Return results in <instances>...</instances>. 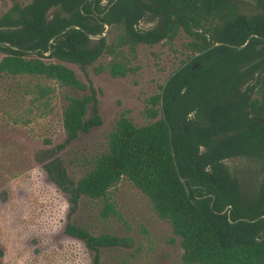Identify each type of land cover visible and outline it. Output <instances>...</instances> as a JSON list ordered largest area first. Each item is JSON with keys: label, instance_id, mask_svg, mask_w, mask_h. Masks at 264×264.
Wrapping results in <instances>:
<instances>
[{"label": "trees", "instance_id": "trees-1", "mask_svg": "<svg viewBox=\"0 0 264 264\" xmlns=\"http://www.w3.org/2000/svg\"><path fill=\"white\" fill-rule=\"evenodd\" d=\"M181 33L187 37L184 52L191 55L176 69L216 46L169 74L147 103L146 124L136 126L122 114L106 135L105 149L87 161L77 181L59 159L43 169L67 194L68 218L82 197L103 201V219L114 215L108 193L126 179L170 224L184 264H264V123L257 121L264 120V0L14 4L0 16V42L9 45L0 46V77L29 76L82 91L66 95L62 108L70 142L102 121L96 90L60 62L85 71L107 55L109 61L95 71L125 77L137 71L131 62L138 45H172ZM32 40L31 47L12 48ZM52 92L50 85L37 86L39 97ZM233 159L249 161L252 170L230 171L226 162ZM246 178L258 179L257 186ZM64 232L84 243L91 264H102V249L132 246L129 237L93 235L70 221Z\"/></svg>", "mask_w": 264, "mask_h": 264}, {"label": "rangeland", "instance_id": "rangeland-1", "mask_svg": "<svg viewBox=\"0 0 264 264\" xmlns=\"http://www.w3.org/2000/svg\"><path fill=\"white\" fill-rule=\"evenodd\" d=\"M30 1L0 0V16L12 5ZM139 27L148 28L150 24L141 23ZM186 40L181 33L172 45H138L131 62L137 71L125 77L95 71L109 61L107 55L85 71L75 64L60 62L96 90L102 121L70 142H66L62 126V108L66 95L78 97L82 91L29 76L0 77V264H91L84 243L64 232L68 221L93 235L108 232L132 239L129 248L102 249V264H184L170 224L156 216L148 198L128 180L122 179L108 193L114 215L103 219L99 215L103 201L82 197L68 218V196L49 180L43 165L59 159L68 176L77 181L87 170V161L105 149L106 135L122 114L136 126L146 124L149 99L191 55L184 52ZM39 84L50 85L53 92L39 97ZM226 164L237 173L253 168L245 159ZM246 179L253 188L259 181Z\"/></svg>", "mask_w": 264, "mask_h": 264}, {"label": "water", "instance_id": "water-1", "mask_svg": "<svg viewBox=\"0 0 264 264\" xmlns=\"http://www.w3.org/2000/svg\"><path fill=\"white\" fill-rule=\"evenodd\" d=\"M104 35H105V34H104ZM35 43H36V40H32V41H28V42H23V43H17V44H14V45L12 46V48H14V49L28 48V47L33 46ZM3 45L9 46L8 44H5V43H3V42H0V46H3ZM215 46H216V45H213V46H211L210 48H208V49H206V50H204V51H202V52H199V53L195 54L194 56H192V57L189 59V61L192 60L193 58H196V57H198V56L204 54L207 50H209V49H211V48H213V47H215ZM244 46H245V45H243V46H239V47H237V49H238V50H241ZM260 48H261V45H260L257 49H260ZM220 53H224V51H221ZM189 61L185 62L183 65H181V66H180L178 69H176V71H174V72H177L178 70H180L181 68H183V66H185V64H187ZM195 66H196V65H195ZM172 74H174V73H172ZM168 80H169V79H168ZM162 93H163V90H162L161 94H162ZM257 121L264 123V120L257 119ZM169 137H170V140H171V132H170V131H169ZM181 181H182V183H183V185H184V188H185L186 192L188 193V187L186 186V184H185V182H184L183 180H181Z\"/></svg>", "mask_w": 264, "mask_h": 264}, {"label": "flooded vegetation", "instance_id": "flooded-vegetation-1", "mask_svg": "<svg viewBox=\"0 0 264 264\" xmlns=\"http://www.w3.org/2000/svg\"><path fill=\"white\" fill-rule=\"evenodd\" d=\"M103 2H105L106 3V0H103ZM106 33H107V30L105 31V35H106ZM191 58V57H190ZM189 61V60H188ZM187 62V61H186Z\"/></svg>", "mask_w": 264, "mask_h": 264}]
</instances>
